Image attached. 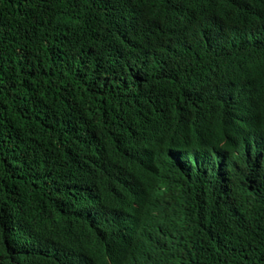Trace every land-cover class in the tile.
Wrapping results in <instances>:
<instances>
[{"label": "trees", "instance_id": "16d2710c", "mask_svg": "<svg viewBox=\"0 0 264 264\" xmlns=\"http://www.w3.org/2000/svg\"><path fill=\"white\" fill-rule=\"evenodd\" d=\"M132 231L264 264V0H0V264H126Z\"/></svg>", "mask_w": 264, "mask_h": 264}, {"label": "clouds", "instance_id": "9594fccd", "mask_svg": "<svg viewBox=\"0 0 264 264\" xmlns=\"http://www.w3.org/2000/svg\"><path fill=\"white\" fill-rule=\"evenodd\" d=\"M240 122L242 123V125H248L250 123L245 122L244 120H241ZM226 141L227 140L225 139L223 144H225ZM175 159H172L173 162L175 161ZM149 181L151 183L153 182L151 180ZM155 185L159 186L158 184ZM127 237L128 239L125 243H123V246L129 251L128 259L127 257H124L125 260H128L125 261L126 264H158L155 257L148 259V254L151 253L153 248H156L154 251H160V248L164 250V247L162 245L165 244L155 243L149 235H146L143 232H139L137 234L135 231H132L127 234ZM175 254L176 253H174V255Z\"/></svg>", "mask_w": 264, "mask_h": 264}]
</instances>
